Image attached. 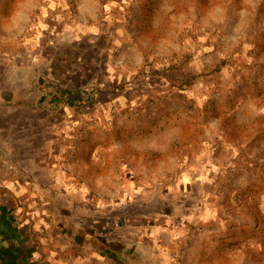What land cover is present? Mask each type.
I'll use <instances>...</instances> for the list:
<instances>
[{
	"label": "crops",
	"instance_id": "obj_1",
	"mask_svg": "<svg viewBox=\"0 0 264 264\" xmlns=\"http://www.w3.org/2000/svg\"><path fill=\"white\" fill-rule=\"evenodd\" d=\"M31 39L27 33L0 46V264H264L258 255L264 252L263 214L252 220L235 214L239 226L230 228L210 184L199 194L167 193L202 198V206L184 209L179 201V210L165 212L151 205L180 165H188L181 178L190 182L226 176L212 171L224 159L213 154L209 138L193 140L194 151L180 157L172 123L118 119L102 129L94 122L99 103L105 113L138 102L144 91L163 100L165 71H156L145 90L137 84L115 92L109 75L97 85L89 80L86 90L102 85L105 97L84 106L76 91L84 78L81 57L64 52L56 59L43 41L28 45ZM114 60L107 59L106 71L119 80L145 70L142 59ZM65 90L77 98L68 101ZM143 166L152 172L142 173Z\"/></svg>",
	"mask_w": 264,
	"mask_h": 264
},
{
	"label": "rangeland",
	"instance_id": "obj_2",
	"mask_svg": "<svg viewBox=\"0 0 264 264\" xmlns=\"http://www.w3.org/2000/svg\"><path fill=\"white\" fill-rule=\"evenodd\" d=\"M27 33L35 37L28 45L43 41L56 59L64 52L81 57L84 78L76 90L90 97L89 80L97 85L109 75L115 92L129 90V84L134 90L145 85V90L156 71H165L163 100L144 91L145 102L133 111L126 104L105 113V104L99 103L94 122L102 129H111L118 119L138 126L172 123L180 134V157L192 153L190 143L204 135L213 154L224 159L212 171L226 176L212 183L190 182L181 178L188 165H180L162 183L165 195L150 200L152 207L171 212L181 203L184 209L202 206V198L167 193L199 194L210 184L230 228L239 226L234 215L240 212L246 220L263 214L264 222V0H0V46L13 45ZM109 54L116 64L142 59L145 70L119 80L107 74ZM158 63L164 66L156 68ZM101 87L95 88L97 103L105 97ZM148 168L139 169L152 172ZM99 186L105 189L106 183ZM258 253L263 260L264 252Z\"/></svg>",
	"mask_w": 264,
	"mask_h": 264
},
{
	"label": "trees",
	"instance_id": "obj_3",
	"mask_svg": "<svg viewBox=\"0 0 264 264\" xmlns=\"http://www.w3.org/2000/svg\"><path fill=\"white\" fill-rule=\"evenodd\" d=\"M172 63H170L169 62V65L168 66H170ZM145 68V67H144ZM152 70H154V68L152 67ZM129 86H130V89H132L133 90V84H129ZM129 89V90H130ZM77 91V90H76ZM92 91H94V93L92 94V96L90 97V96H88L89 94H90V92L89 93H86V94H84V93H82L83 94V96H82V99H83V105L84 106H91V105H95V103H97V101H96V97H95V88H94V90H92ZM78 92V91H77ZM64 95H66V98L68 99V101L73 97V98H77L76 96H72L75 92H74V90L73 91H68V90H65V91H63L62 92ZM79 94L81 93V92H78ZM77 93V94H78ZM81 94V95H82ZM141 102H145V99H140L138 102H135V103H132L131 101L128 103V106L130 107V110L131 111H133V109H135L134 107L137 105V103H141Z\"/></svg>",
	"mask_w": 264,
	"mask_h": 264
},
{
	"label": "built area",
	"instance_id": "obj_4",
	"mask_svg": "<svg viewBox=\"0 0 264 264\" xmlns=\"http://www.w3.org/2000/svg\"><path fill=\"white\" fill-rule=\"evenodd\" d=\"M13 165H14V164H11V168H13ZM15 167H17V168H18V165H17V164H15ZM18 169H19V168H18Z\"/></svg>",
	"mask_w": 264,
	"mask_h": 264
}]
</instances>
